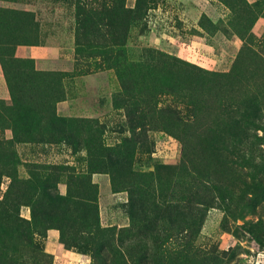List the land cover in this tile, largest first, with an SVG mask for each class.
<instances>
[{"label": "rangeland", "instance_id": "rangeland-1", "mask_svg": "<svg viewBox=\"0 0 264 264\" xmlns=\"http://www.w3.org/2000/svg\"><path fill=\"white\" fill-rule=\"evenodd\" d=\"M0 264H264V0H0Z\"/></svg>", "mask_w": 264, "mask_h": 264}, {"label": "crops", "instance_id": "crops-1", "mask_svg": "<svg viewBox=\"0 0 264 264\" xmlns=\"http://www.w3.org/2000/svg\"><path fill=\"white\" fill-rule=\"evenodd\" d=\"M67 254L69 255V253H63V255H67Z\"/></svg>", "mask_w": 264, "mask_h": 264}]
</instances>
